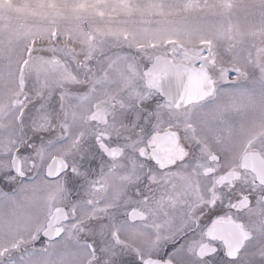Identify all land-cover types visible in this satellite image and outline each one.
Wrapping results in <instances>:
<instances>
[{"label":"snow or ice","instance_id":"obj_1","mask_svg":"<svg viewBox=\"0 0 264 264\" xmlns=\"http://www.w3.org/2000/svg\"><path fill=\"white\" fill-rule=\"evenodd\" d=\"M0 264H264V0L0 18Z\"/></svg>","mask_w":264,"mask_h":264},{"label":"rangeland","instance_id":"obj_2","mask_svg":"<svg viewBox=\"0 0 264 264\" xmlns=\"http://www.w3.org/2000/svg\"><path fill=\"white\" fill-rule=\"evenodd\" d=\"M24 0H0V18L16 21L22 15Z\"/></svg>","mask_w":264,"mask_h":264}]
</instances>
